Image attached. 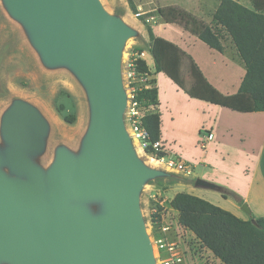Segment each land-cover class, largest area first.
Returning a JSON list of instances; mask_svg holds the SVG:
<instances>
[{"label": "water", "instance_id": "95a60500", "mask_svg": "<svg viewBox=\"0 0 264 264\" xmlns=\"http://www.w3.org/2000/svg\"><path fill=\"white\" fill-rule=\"evenodd\" d=\"M32 32L49 67L70 70L91 110L79 155L66 148L45 174L30 155L43 148L48 123L17 100L3 115L0 148V262L9 264H156L139 207L145 180L156 176L139 160L123 115L124 43L137 32L100 0H4ZM7 165L10 175L3 168ZM195 188L225 193L201 178ZM102 199L92 217L82 202ZM241 209L251 215L246 204ZM253 222L254 219H251Z\"/></svg>", "mask_w": 264, "mask_h": 264}, {"label": "crops", "instance_id": "0c3cea01", "mask_svg": "<svg viewBox=\"0 0 264 264\" xmlns=\"http://www.w3.org/2000/svg\"><path fill=\"white\" fill-rule=\"evenodd\" d=\"M233 1L253 9L252 0ZM220 2L221 0H141L139 5L144 6L143 14L158 8L177 7L211 25L212 15ZM135 3L138 6L136 0ZM119 17L140 35V43L135 42L133 48L141 50L137 57L146 62L149 76L157 88L159 143L165 158L180 159L193 169L203 163L207 170H204L201 179L221 186L225 193L234 194L242 204L250 207L252 217L264 218V112H237L190 97L166 72L155 73L145 25L127 13V10L124 17ZM151 18L153 24L149 25L154 37L171 43L179 50L180 65L174 66L177 69L175 75L185 87L188 88L191 84L189 67L194 63L205 82L217 93L222 96L238 93L246 71L227 35H224L223 51L219 52L182 27L165 23L160 18H155L156 21L154 17ZM145 44L147 48L144 49L142 45ZM146 58H150V61ZM68 71L82 87L75 75ZM184 76L189 80L188 83L184 81ZM217 194L208 195V199L224 200L234 210L242 205L231 197L223 198L221 193ZM160 204L163 206L162 202ZM168 207L178 218V213L169 205ZM186 232L198 242L190 231ZM204 249L206 257L199 259L196 264H222L208 249ZM185 251L183 263L196 250L191 249L188 242Z\"/></svg>", "mask_w": 264, "mask_h": 264}, {"label": "trees", "instance_id": "16d2710c", "mask_svg": "<svg viewBox=\"0 0 264 264\" xmlns=\"http://www.w3.org/2000/svg\"><path fill=\"white\" fill-rule=\"evenodd\" d=\"M126 1L131 12L146 27L155 73L166 72L192 98L242 113L264 112V0H252L253 9L233 0H221L212 15L211 25L173 6L139 15L133 0ZM150 17L182 27L219 52L223 51V39L227 35L246 71L238 93L233 96L217 93L205 82L194 63L189 67L191 84L188 88L185 87L175 75L177 69L174 66L180 65L179 50L171 43L154 37L151 26L146 21ZM140 53L138 48L132 51L136 70L149 74L146 62L136 56ZM150 84L152 87L138 91L137 100L148 109L142 118V126L148 133V142L153 144L160 140V115L154 80ZM64 110L62 104L55 108L66 123L73 124L75 117L65 114ZM145 153L157 160L165 157L164 152H154L151 146L145 149ZM222 196L231 197L238 204H242L232 193L226 192ZM169 206L178 213L179 225L190 231L200 245L208 249L222 264H264L263 217L242 220L203 198L184 192L175 194ZM161 211V207L157 206L159 215Z\"/></svg>", "mask_w": 264, "mask_h": 264}, {"label": "rangeland", "instance_id": "374dc122", "mask_svg": "<svg viewBox=\"0 0 264 264\" xmlns=\"http://www.w3.org/2000/svg\"><path fill=\"white\" fill-rule=\"evenodd\" d=\"M136 1L138 6L133 0L141 15L144 6L143 4L139 5L141 0ZM100 2L109 14L124 17L127 10V13L137 19L136 14L131 12L126 0H100ZM146 21L150 25L153 24L151 17ZM138 41L139 43L141 41L139 34L130 37L124 43L121 59L122 77L124 63L127 57L132 54L133 45ZM142 46L144 49L147 48L146 44ZM146 59L148 62L150 61V58ZM66 69L64 67H49L43 62L39 51L33 44L32 32L25 23L11 15L5 1L0 0V148L3 144L2 120L4 113L17 100L30 103L39 110L48 123V132L43 140V148L30 155L31 161L39 166L45 174L53 165L57 152L61 148H66L75 155H79L91 121L87 94ZM183 78L188 83L189 80L186 76ZM58 104L64 106L65 114H72L75 117L73 124L66 123L55 111ZM137 148L141 152L138 158L142 164L157 172L156 176L144 181L139 191V207L145 229L149 237L152 238L160 223L171 225L172 238L179 240L181 237L180 244L186 245L189 242L191 249L196 250L193 256L187 258L183 264H196L199 259L206 257V250L179 225L176 214L169 209V202L175 194L190 193L231 212L238 218H252V215L249 216L245 213L241 206L238 210H234L224 200L212 201L208 199V195H218L216 192L195 188V179L200 178L204 170H207V167L202 165L203 163L193 169L192 175L184 176L166 165L168 158L162 162L143 153L140 147ZM150 162L160 166H155ZM4 167L3 171L10 175L8 168H6L8 166L5 165ZM161 202L163 206H161ZM82 206L90 216L96 217L103 213L105 203L102 199L88 200L82 202ZM157 206L162 209L160 215L157 212ZM248 208L251 211L249 206ZM0 264L9 263L0 262ZM156 264L159 263L156 262Z\"/></svg>", "mask_w": 264, "mask_h": 264}, {"label": "built area", "instance_id": "2783aa9c", "mask_svg": "<svg viewBox=\"0 0 264 264\" xmlns=\"http://www.w3.org/2000/svg\"><path fill=\"white\" fill-rule=\"evenodd\" d=\"M150 81L149 74L140 73L136 70L132 60V54L129 55L124 63L123 69V85L127 95L123 120L126 130L132 134L143 153H145V149L149 146L152 147L154 152L161 151L159 141L153 144L148 142V133L142 126V118L148 109L144 108L143 104L137 100L138 91L152 87ZM160 160L163 162L165 157ZM166 165L184 176H190L193 172V168L180 159L170 158L166 162ZM155 233L150 240L156 262L159 264H183L186 254L184 247L186 245L180 244L181 237H179V240L172 238L173 230L171 225L160 223L156 227Z\"/></svg>", "mask_w": 264, "mask_h": 264}, {"label": "bare ground", "instance_id": "6f19581e", "mask_svg": "<svg viewBox=\"0 0 264 264\" xmlns=\"http://www.w3.org/2000/svg\"><path fill=\"white\" fill-rule=\"evenodd\" d=\"M126 131H127V130H126ZM127 134H128V136H129V138H130L131 144H132V146H133V148H134V150H135L136 155H137V156L140 155L141 152H140V150L137 148V147H139L137 141L134 142V140H133L134 138H133L132 134L129 133L128 131H127ZM152 161H154V160H152ZM150 163H152V162H150ZM152 164L155 165L154 163H152ZM155 166H160V165H155Z\"/></svg>", "mask_w": 264, "mask_h": 264}]
</instances>
